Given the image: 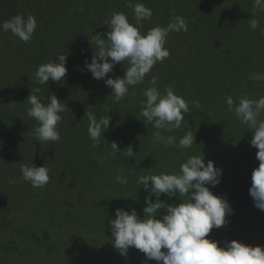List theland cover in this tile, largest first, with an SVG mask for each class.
<instances>
[{
  "label": "trees",
  "instance_id": "obj_1",
  "mask_svg": "<svg viewBox=\"0 0 264 264\" xmlns=\"http://www.w3.org/2000/svg\"><path fill=\"white\" fill-rule=\"evenodd\" d=\"M136 3H141L152 10L151 18L142 22L140 27L142 33L155 26H167L176 17L185 21L187 31L169 33L164 45L170 53L169 57L163 62H157L145 76L144 81L131 86L129 93L117 104L114 103L111 88L105 86L103 80L92 78L91 73L85 68V61L90 62L96 51L92 37L96 33L109 31L104 22L114 13H124L130 23L136 24L133 8L129 6ZM0 4V15L6 18L10 16L8 20L15 16L17 9H21L24 17L34 16L37 22L31 41L27 43L10 31L0 30V38L3 36L4 40L16 41L15 46L10 47L15 68L6 70L0 79L2 128L6 122L10 124L20 122L22 125H30L34 131L38 122L27 113L30 107L27 97L31 90L39 87L41 89L39 98L43 103L47 104L48 98L54 94L58 100L66 104L67 108L61 114L62 120L74 124L70 125L68 132L78 134L79 142H75L76 147L79 143L80 149L85 151L93 145L91 139L86 142L82 137V127L89 123L85 113L92 112L98 119L106 114L110 117L106 137L101 138L96 148L106 147L110 151L112 149L110 144L116 141L119 148L127 147L129 143L133 151H136L144 140L148 137L153 138L152 134L155 131L151 124L146 125L141 121L144 118L140 115L142 102L146 100L143 93L145 89L152 87L150 81L155 76L156 87L162 93L166 87H171L174 94L188 102L190 113L185 114L180 128L185 134L198 129L202 133H196L194 136H202L204 141V132L212 130L218 133L225 146L229 148L235 146L237 151L246 149L252 153L256 150L250 145L251 129L249 131L246 129L247 125L240 121L234 110L229 111L227 104L228 97L234 100L235 107L242 96L250 98L253 95L256 99L264 96V80L250 78L254 74L264 75V10L255 8L254 0H0ZM244 16L246 21L242 20ZM253 18L259 21V26L255 30L250 27ZM59 54H66L67 57L68 71L63 81H49L47 85H38L34 79L38 66L54 60ZM127 67V63L122 65L117 63L108 75L113 78L123 77ZM193 108L197 111L195 115L191 111ZM211 108L219 114L217 117L211 115ZM207 117L212 128L200 129ZM258 119H264V113ZM189 123L190 126L195 123L199 127L191 130L188 127ZM219 123H225L228 128H221ZM234 124L243 126V132L246 131L248 134L244 132V138L239 139L242 135L235 133L232 128L229 129V126L232 127ZM163 133L164 131L161 135ZM201 150L200 142L195 143L190 149H184L185 155L178 164L183 163L192 154H199ZM252 155L256 157L255 154ZM126 159L124 157L123 160ZM75 160L74 157H69L68 173L73 172L69 165L73 164V161L76 162ZM210 160L218 164V161L211 158ZM178 172L179 170L175 171ZM80 173L84 174L85 170H81ZM120 173V168L114 172L115 175ZM150 173L160 174L158 170L152 172L148 169V175ZM172 173L170 170L166 171V174ZM123 176L128 180L130 174L126 173ZM231 176L235 179L234 184L237 183L244 190V199L242 197V201L238 202L243 204L245 202L247 212L260 211L254 206L253 198L249 194L251 184L247 182L248 175L240 174L239 170L233 175L222 174L219 184L212 189L225 192L226 188H231L233 186L232 182L230 183ZM161 199L168 203H178L184 198ZM64 203L70 206L69 210L71 207L74 208V211L71 209L70 212L75 223L80 218L79 205L68 197ZM144 207L141 204L134 205V208L142 213ZM90 216L91 211L88 210L85 219L89 221ZM9 224L0 223V227ZM81 225L90 230L88 222L85 221ZM32 235L36 241H49L46 230L41 235L36 233ZM45 248L50 253L55 246L46 243ZM112 250V247L103 249L98 252V256L88 251V259L91 261L84 264H100L98 260H102V264H114L111 259ZM130 258L137 262L135 253L132 252ZM119 260L122 261V258ZM139 261L143 264V257H140ZM152 261L154 260L148 262Z\"/></svg>",
  "mask_w": 264,
  "mask_h": 264
},
{
  "label": "clouds",
  "instance_id": "obj_2",
  "mask_svg": "<svg viewBox=\"0 0 264 264\" xmlns=\"http://www.w3.org/2000/svg\"><path fill=\"white\" fill-rule=\"evenodd\" d=\"M133 8L136 24L133 25L124 13H114L104 24L109 31L96 33L92 43L96 51L91 61H85V68L93 79L103 80L111 88L114 103H119L128 93L131 86L144 81L145 76L157 62H163L170 55L164 47L170 32L187 31L185 21L176 17L167 26H155L142 33V22L152 16V10L141 3L129 5ZM255 8L264 10V0H254ZM259 21L252 19L250 27L255 30ZM37 22L34 16L15 15L3 23L0 30L10 31L21 41H31ZM66 54H59L54 60L38 66L34 79L38 85H47L49 81L61 82L67 74ZM127 63L123 77L113 78L108 74L114 66ZM253 80H264V75L254 74ZM152 87L145 89L146 100L142 102L141 120L151 124L153 143L162 142L168 146L177 144L183 149H190L195 143L193 131H188L177 143L174 136L164 137L162 131L180 129L185 114L190 113L188 102L174 94V89L166 87L163 93L156 87L157 77L150 81ZM41 89L36 87L27 97L30 107L27 113L38 122L34 137L40 142H56L60 139L58 125L62 122V113L66 104L52 94L47 104L39 98ZM234 100L227 98L229 111L235 112L240 121L251 129L250 145L257 149L259 161L251 173L249 194L254 206L264 211V119H258L264 113V96L251 99L242 96L234 106ZM109 111V110H108ZM89 121L88 134L93 146H98L102 133L108 130L110 117L106 114L99 119L92 112H86ZM114 153L120 152L117 142L110 144ZM121 152L125 158H133L135 151L131 145ZM50 169L45 166L21 167L24 181L35 188H43L49 182ZM222 169L216 167L212 160L205 163L203 153L190 155L181 163L178 173L142 175L136 180L146 191L143 217L134 209H115V218L109 220L111 243L123 257H127L129 248H135L144 254L143 264L154 260L157 264H264V248L251 246L235 239L218 245L216 240L209 239L213 228H220L227 223V217L233 208L226 197L216 195L212 187L219 184ZM115 180L127 184L123 174ZM15 182V181H13ZM151 182V183H149ZM140 188V187H139ZM184 197L178 203H167L160 197ZM153 197L155 199H153ZM159 210H163L160 212ZM163 249V250H162Z\"/></svg>",
  "mask_w": 264,
  "mask_h": 264
},
{
  "label": "rangeland",
  "instance_id": "obj_3",
  "mask_svg": "<svg viewBox=\"0 0 264 264\" xmlns=\"http://www.w3.org/2000/svg\"><path fill=\"white\" fill-rule=\"evenodd\" d=\"M16 11L15 15H22L21 9ZM9 17L0 15V22L8 20ZM242 20L246 21L245 16ZM15 43L16 41L4 40L3 36L0 38V79L6 70L15 68L10 49ZM250 98L256 99V96L252 95ZM191 111L194 115L197 114L196 108ZM210 112L214 117L219 115L213 108ZM71 124L62 120L58 125L60 139L56 142H37L30 125H22L20 122L14 124L6 122L4 128L0 125V223L5 225L7 222L10 223L6 227H0V264H84L91 261L88 259V251L98 256L99 251L111 247L113 248L111 259L114 264H141L140 257L144 259V254L135 248H129L127 257L121 256L114 249L108 222L115 218V209L118 207L125 210L134 209L142 218L144 214L135 209L134 205L141 204L146 207L147 193L136 183L137 178L148 175V169L165 174L170 170L174 174L176 170H180L181 164H178V161L185 155L184 149L177 144L171 146L162 142L154 144L153 138L148 137L135 151L134 157L124 161L123 155L120 154L127 151L124 146L118 147L120 152L117 153L112 149L110 151L106 147L99 149L101 147L96 148L93 145L85 151L80 149L79 143L76 147L75 142H79V137L76 133L68 132ZM219 124L223 129L228 128L225 123ZM88 125L89 123L82 127V137L86 142L90 140ZM190 125L189 123L186 127L191 130L199 127L195 123ZM202 126L199 128H212L208 117L203 120ZM229 127L242 135L239 139L248 134L246 131L244 134L243 126L239 124ZM246 129L249 131L248 127ZM106 131L102 133L104 138ZM192 131L194 135L202 133L198 129ZM184 134L182 129H173L164 131L162 136H174L178 143ZM198 142L201 149H205L199 152L203 153L205 163L210 158L218 161V164L214 165L222 169V174L233 175L239 170L240 174L248 175L247 182L251 184L252 170L259 164L257 158L252 155H256L257 149L252 153L246 149L237 151L235 146L229 148L225 146L218 133L212 130L204 132V141L202 136H195L194 143ZM129 145L127 143L126 146ZM70 156L74 157L76 162L73 161V164L69 165L73 172L68 173L67 161ZM33 164L50 169L49 182L43 188H35L22 178L21 167ZM73 165L74 168L70 167ZM119 168L120 174H130L127 184L115 180L114 172ZM83 169L85 173L81 174L80 171ZM231 179L230 183L232 182L233 186L226 188L225 192L222 191L224 195L220 189L219 192L211 188L214 194L220 196L222 194L227 198L233 213L227 217L224 226L213 228L208 238L216 240L218 245L235 239L247 245H259L264 248V211L247 212L245 202L244 204L238 202L242 201L244 190L237 183L234 184V177L231 176ZM220 187L222 188L221 185ZM67 197L80 208V218L75 223L70 212L71 209L74 211V208L71 207L69 210L70 206L64 203ZM162 197L166 199V196ZM88 210L91 211L89 221L85 219ZM85 221L90 225V230L81 225ZM44 230L49 235V241H36L32 234L41 235ZM46 243L55 246L50 253L46 251ZM132 252L137 255V262L130 258ZM98 263L102 264L103 261L98 260Z\"/></svg>",
  "mask_w": 264,
  "mask_h": 264
}]
</instances>
